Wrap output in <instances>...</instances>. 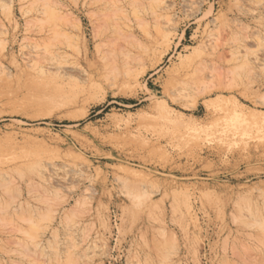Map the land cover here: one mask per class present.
<instances>
[{"label":"rangeland","instance_id":"1","mask_svg":"<svg viewBox=\"0 0 264 264\" xmlns=\"http://www.w3.org/2000/svg\"><path fill=\"white\" fill-rule=\"evenodd\" d=\"M0 264H264V0H0Z\"/></svg>","mask_w":264,"mask_h":264},{"label":"bare ground","instance_id":"2","mask_svg":"<svg viewBox=\"0 0 264 264\" xmlns=\"http://www.w3.org/2000/svg\"><path fill=\"white\" fill-rule=\"evenodd\" d=\"M155 2H156V1H155ZM166 8H167V6H166ZM159 10H160V11H161V10L164 11V9H162V8H159ZM135 12H136V11H135ZM94 15H95V14H94ZM158 16L161 17V18H167V17H166L167 14H166L165 12H162V13L159 14ZM168 28H169V27H168ZM120 54H121V53H120ZM121 55H123V54H121ZM127 55H128V54H127ZM114 57H115V56H114ZM125 57H126V56H125ZM127 57H128V56H127ZM46 216H47V215H46ZM69 216H70V215H69ZM68 218H69V217H68ZM64 219H65V217H64ZM68 220H70V219H68ZM29 223H30V222H29ZM43 229H44V228H43ZM62 229H63V228H62ZM55 231H56V230H55ZM25 233H26V232H25ZM57 233H58V232H57ZM28 234H29V233H28ZM30 235H31V234H30ZM30 235H29V236H30ZM30 237H31V236H30ZM54 237H55V236H54ZM55 239H56V238H55ZM54 241H55V240H54ZM55 242H56V241H55ZM55 250H57V249H55ZM53 252H54V251H53ZM57 253H58V252H57ZM57 253H56V254H57ZM57 255H58V254H57ZM57 255H56V256H57Z\"/></svg>","mask_w":264,"mask_h":264}]
</instances>
